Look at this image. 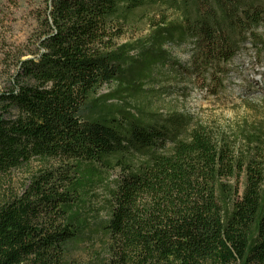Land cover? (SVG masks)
<instances>
[{
    "label": "trees",
    "instance_id": "1",
    "mask_svg": "<svg viewBox=\"0 0 264 264\" xmlns=\"http://www.w3.org/2000/svg\"><path fill=\"white\" fill-rule=\"evenodd\" d=\"M38 4L26 49L7 56L14 70L0 91V176L32 161L57 164L19 193L0 194V264H70L67 245L92 235L104 238L107 264H264V123L230 141L188 114L146 123L124 97L155 80L165 43L187 39L188 65L176 72L217 94L246 43L264 53L256 33L264 0ZM147 5L175 16H160L133 58L134 45H116L115 26ZM116 168L105 216L90 221L84 195Z\"/></svg>",
    "mask_w": 264,
    "mask_h": 264
},
{
    "label": "rangeland",
    "instance_id": "2",
    "mask_svg": "<svg viewBox=\"0 0 264 264\" xmlns=\"http://www.w3.org/2000/svg\"><path fill=\"white\" fill-rule=\"evenodd\" d=\"M39 1L17 3L16 0H0V91L9 86L14 70V64L7 56L26 49L25 44L32 35L33 15ZM166 13L169 18L175 16L172 11L152 5L136 10L126 21L115 26L120 29V34L115 39L116 45L131 43L134 47L129 55L137 57L143 48L149 46V36L160 25V16ZM152 22L156 24L152 25ZM256 33L264 40V21L256 29ZM155 48L157 44L151 53L155 52ZM162 48L167 52L168 60L165 65L154 70L155 80L139 94L124 96L131 112L141 111L138 115L146 123L154 122L168 113L188 114L193 122L201 123L215 133L223 132L230 141H236L233 139L234 134H239L241 129H249L253 122L264 123V53H257L246 43L227 65V76L222 88L212 95L197 80L191 81L183 75L184 72H176L188 65L191 48L188 39L174 44L165 43ZM173 62L178 66H173ZM115 88L114 83L104 84L97 94L109 93ZM56 164L54 160L45 163L32 161L1 175L0 194L5 196L19 193L33 173L47 165ZM117 175L116 168L106 175L105 182H96L84 195L83 211L90 221L105 216L107 190L113 187ZM107 254L104 238L100 235H92L88 239H80L67 245L70 264H107Z\"/></svg>",
    "mask_w": 264,
    "mask_h": 264
}]
</instances>
